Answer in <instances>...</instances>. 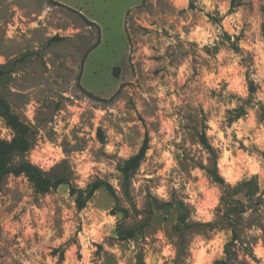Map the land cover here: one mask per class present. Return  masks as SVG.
Segmentation results:
<instances>
[{"label":"rangeland","instance_id":"obj_1","mask_svg":"<svg viewBox=\"0 0 264 264\" xmlns=\"http://www.w3.org/2000/svg\"><path fill=\"white\" fill-rule=\"evenodd\" d=\"M241 5L244 7L246 20L247 16L253 11L252 0H232L230 11H234ZM190 7L191 9L198 8L196 0H193ZM45 9L51 10L45 16V19L40 21L39 17ZM260 11L264 12V5L261 6ZM186 18L185 10L178 11L169 0H156L155 5H153L152 0H0V56L4 57L6 61V63L0 64V69L4 72L0 79V96L10 103L12 111L16 112L23 121L29 124L31 123L24 115L25 106L31 100H35L39 105L35 116L36 126L31 124L36 130L32 147L38 145L37 137L40 128L45 130L51 140L56 139V133L48 128V124L49 122L55 123L54 117L59 115L61 109L65 111L66 115L60 117V119L67 121L74 115L73 112L68 110L71 106L83 108L84 111L80 113L81 126L72 129L73 138L76 139L77 143L72 146L65 137L63 142L65 152L72 154L87 148L97 161L102 157L111 159V157H107L102 148L99 151L95 150L96 139L91 137L90 133L83 137L77 136V133L82 130L83 125H88L90 129L93 127L91 121L95 117L96 110H106L109 106L115 105L117 101L124 104L121 111L129 113V115L113 119L114 114L107 113L101 120V129L97 132L99 141L114 140V136L107 137L105 135L106 130L114 128L117 134L122 133L123 129L120 128V123L130 120L136 121L130 130V134L124 137V141L129 143L130 146L136 145L137 139L141 135L140 128H143L144 137L148 134L149 140L151 138L150 132H156L159 139V129L169 118V114L159 108L157 97L145 99L141 94V90L150 93L155 91L153 87L147 85V81L155 78H160L163 81L164 77L161 73L167 74V68L161 64L159 67L149 69V72L145 73L143 71L144 58L138 59L133 64V57L130 55L129 50L132 53L140 51L137 45L148 42L143 39L145 35L149 36V40L154 36L159 41L161 35L169 36V29H171L175 31L178 44L175 47L170 45L166 49L165 55L169 58V63L180 64L188 53L184 51L183 42H179V31L182 30L188 33L191 26L201 22V17L195 12L193 13L191 25L182 24L181 21ZM221 19L218 14L213 18L215 23H220ZM32 23H37L38 27L35 29L30 28L29 25ZM145 23L150 26L145 27ZM10 26L16 29V33L11 38L7 37ZM248 27L249 25L245 23L244 28L241 29V34L235 38L236 42L228 45L245 57L241 64L248 69L245 72L246 78L256 71L253 67V53L248 52L245 55L246 50L238 47L240 39L244 38L247 41L244 31ZM69 29L72 32L65 34ZM53 33L56 34L53 35ZM223 39L232 41V37L226 31ZM221 46H225L223 41L215 48L206 46L204 50L209 52L215 59V54ZM153 47L158 51V46L154 45ZM195 48V43H192L194 68L193 75L189 77V81L192 82H195L196 77L200 74L199 68L208 65L207 60H203L195 53ZM147 59L153 62H162L165 57L154 55L147 57ZM223 63L225 66L229 64L230 58L225 57ZM133 80H135V83H133ZM189 81H186L179 88V92L184 94L188 102L176 107L175 111L187 121V124H183L181 127L187 131V138L195 143L197 139L201 142V134L207 127L205 120L209 118L210 113L205 114L202 106L200 108L192 107L191 101L197 98V95L203 89V85L191 88ZM248 83L250 90L253 87L254 91L247 101L235 93L223 97V88L220 91L211 90L212 96H219L228 102H231L232 99L237 100L239 106L235 110L227 112L229 124L233 120L245 116L247 108L255 106L254 96L260 86L250 79ZM261 91H264V89H261ZM205 99H207V96H205ZM138 104L141 105L142 111L137 108ZM133 112L136 113L134 117L131 115ZM0 117L2 116L0 115ZM257 120L258 122H264V104H261L260 111L257 113ZM6 125L5 120L0 121V127ZM67 127L68 124L65 123V128ZM100 131L103 138L99 135ZM234 139L238 138L234 136ZM90 145L91 147H89ZM177 147L184 150L181 169L185 173L189 167V162L203 167L192 151L184 148L183 143L177 145ZM240 149L249 153L255 152L264 155L255 143L246 148L241 142ZM207 150L211 153L207 175L210 181H215L211 177L209 169L214 168L218 151ZM233 155L235 156L237 153L234 152ZM18 156L21 157L20 161L24 160L23 155ZM123 163L122 161L118 165L121 171ZM236 166L243 167L244 162H238ZM52 171L53 173H67L70 180L73 177L67 161L56 165ZM150 171L154 172L155 169L150 168ZM135 172L130 178L127 188L124 185L123 176L120 178L121 190L119 193L115 192L113 196L107 189L101 188L98 190V194L90 199L94 200L96 206L101 208L114 206V214L118 212L122 217L113 231V235L105 238L106 243L109 245L119 244L122 251L127 252L130 248L129 239H122L117 229L119 227L121 229H139L132 239L137 244L135 250L137 264H144L143 258L149 252L156 253L158 251L154 248L156 243L155 233L163 229L177 249L173 264H185V258H179L178 256V243L182 242L186 248H189L194 234L208 236L210 232L215 230L231 229L229 226L230 221L225 220L224 216L226 215L238 224L240 237L236 241L235 249L239 255L240 264H248L247 260L240 258L244 254L252 257L253 264H259L258 259L250 255V252H252L254 244L264 237L249 236L247 233V229L252 228L253 225L264 228V191H261L260 184H258V176H252L251 179L254 178V180L249 185L238 186L239 182L234 190L229 188L228 193L224 194L222 197L224 214H219V208L216 210L217 218L213 221L215 228L199 226L179 233L178 227L184 220L189 223L202 222L190 219V213L195 212V206L192 204L185 205L182 201L186 198V194L183 191L178 193L174 189L171 190V202L174 205H162L163 202L152 197L150 188L158 185L160 180L165 177L153 176L145 181L141 189V191H148L149 195L143 197V208L137 210L136 196L140 193L131 186ZM23 174L27 175L35 186L32 177L27 173ZM20 175L14 174L15 187L13 189L6 186L9 182V175L0 182V193L12 201L7 207L0 208V221H7L8 217L12 216V219L18 222L20 216L26 211L21 209L19 213L12 215L27 195L26 191L21 190L23 181H16L15 179ZM172 175H178L175 169L172 170ZM172 175L167 177L169 183L172 182ZM111 176V173L105 174V180H108ZM184 179H190V177L186 176ZM260 183L264 184V181H260ZM218 184L227 189L225 184ZM61 186L66 188L70 185L61 184L44 194H41L35 186L36 191L31 194L32 200L30 201V203H35L37 207H41V198L45 194L53 196V199L45 202L43 207L50 210L45 217L46 225L56 229L57 237L63 236L64 229L62 225L65 222L62 219L63 209L59 207L54 197ZM258 192L261 193L259 196H257ZM237 196L239 198H236ZM4 203L5 200H0V205ZM125 203L131 205V211L124 207ZM232 206L236 207L229 210ZM69 207L71 206L69 205ZM83 209L76 207L73 210L75 219H79L78 214ZM124 210H127V213ZM240 210L243 212H238ZM246 212L250 213L247 219L244 217ZM140 215H143V220L137 219ZM33 227H35V223H33ZM80 231H82V226L77 227V233ZM18 239L24 240L25 247L44 246L43 238L35 231L28 237H24L22 233L18 232L16 237L9 240L3 226L0 225V264H9V261H11V264H20L15 257L23 255L24 249L19 247ZM73 245H76L75 250H73ZM44 247L48 252L49 259H55L56 264H64L65 260H68L70 264H81L83 260L81 247L75 235L60 247ZM96 247L97 251L93 254L92 264H96V261L100 258H103L104 264H117L115 255L105 251L102 244H97ZM128 264H131V260L128 261Z\"/></svg>","mask_w":264,"mask_h":264},{"label":"clouds","instance_id":"obj_2","mask_svg":"<svg viewBox=\"0 0 264 264\" xmlns=\"http://www.w3.org/2000/svg\"><path fill=\"white\" fill-rule=\"evenodd\" d=\"M169 2L178 11L185 10L187 18L181 21L182 24L191 25L194 12L201 17V22L191 26L188 33L182 30L179 31V42H183L184 51L188 55L178 65L169 63V58L165 55L166 49L170 45L175 47L178 44L175 31L171 29H169V36L161 35L159 41L154 36L149 40V36L145 35L143 39L148 42L137 45L140 51L132 53L129 50L130 55L133 57V64L138 59L144 58L143 71L145 73H148L149 69L159 67L161 64L167 68V74L161 73L164 77L163 81L160 78L147 81V85L153 87L155 91L150 93L141 90V94L145 99L157 97L159 108L169 114V118L159 129V139L156 132H150L149 147L144 152V158L139 161L131 186L140 193L136 196V208L140 210L143 208V197L149 195L148 191H141L145 181L153 176L165 177L160 180L158 185L150 188L152 197L163 203H171V190L174 189L178 193L183 191L186 198L182 202L185 205L192 204L195 206V212L190 213V219L210 223L217 218L216 210L218 208L220 209L219 214H224L222 197L225 194V189L215 181H210L207 175L211 153L198 139L195 143H192L187 138V131L181 127L183 124H187V121L179 116L175 109L188 101L185 99L184 94L179 92V88L186 81H189V77L193 75L194 54L191 46L192 43H195V53L203 60H207L208 65L199 68L200 74L196 77L195 82L189 81L191 88L203 85L202 91L191 103L194 108L202 106L205 114L210 113L209 118L205 120L207 127L204 129L203 134L208 138L210 147L218 151L216 159L217 175L222 178L225 185L232 188H235L239 182L246 178L250 180L252 176H258V184H260L261 191H264V184L260 183V181H264V155L255 152L249 153L240 149L241 142L246 148L255 143L260 152L264 153V122H258L257 120V113L260 111L261 104H264V91H261V89H264V12L260 11L261 6L264 5V0H252L253 11L247 16L246 20L242 5L234 11H230L232 0H196L197 9H191L190 7L193 0H169ZM152 3L155 5L156 0H152ZM50 10L45 9L39 20L43 21ZM217 14L219 18H222L220 23H215L213 20ZM245 23L249 25L248 29L244 31L247 41L244 38L240 39L238 47L246 50L245 55L248 52L253 53V67L256 69L247 78L245 72L248 69L241 64L245 57L228 46L230 43L236 42L235 38L241 34V29L244 28ZM144 26L149 27L150 25L145 23ZM29 27L35 29L38 24L32 23ZM225 31L232 37V41L223 39ZM71 32L72 30L69 29L65 34ZM15 33L16 29L10 26L7 37L11 38ZM55 34L53 33V35ZM222 41L225 46L219 47L215 59L209 52L204 50L206 46L215 48ZM154 45L158 46V51L153 47ZM154 55L163 56L165 59L162 62H153L147 59V57ZM225 57L230 58V63L226 66L223 63ZM3 63H6V61L4 57L0 56V64ZM249 79L260 86L254 96L255 106L247 108L245 116L233 120L229 124L227 112L235 110L239 106L237 100L232 99L231 102H228L219 96H212L211 90L220 91L223 88V97L235 93L247 101L249 96L252 95L248 83ZM133 83H135V80H133ZM13 91L15 90L13 89ZM205 96H207V99H205ZM38 107L39 105L35 100H31L25 106L24 115L33 126H36L35 116ZM123 108L124 104L117 101L115 105L109 106L106 110H96L95 117L91 121L93 127L90 129L88 125H83L82 130L77 133V136L80 137L90 133L91 137L96 139L95 150L99 151L102 148L107 157H111V159L102 157L97 161L87 148L72 154L65 152L63 143L65 137L72 146L77 143L76 139L73 138L72 129L81 126L80 113L84 111L83 108L70 106L68 110L73 112L74 115L67 121L60 119V117L66 115L65 111L61 109L59 115L54 117L55 123L49 122L48 128L56 133L54 141L47 136L43 128L38 129V145L29 147L24 151V161L38 168L42 174L50 173L56 165L67 161L73 173L72 179L68 182L70 186L66 188L61 186L54 194L59 207L63 209L62 219L65 222L62 227L64 233L62 237H57L56 229L46 225L45 217L50 210L43 207V205L45 202L52 200L53 196L45 194L41 198V207H37L35 203H30L32 200L31 194L36 189L29 177L21 173L15 179L16 181H23L21 190L26 191L27 195L12 215L19 213L21 209L26 211L20 216L18 222L13 220L12 216H9L7 221H0L7 239L12 240L18 232L22 233L24 237H28L35 231L43 238L44 246L57 248L75 235L83 254L81 264H92L93 254L97 251V244H102L105 251L115 255L117 264H128L129 260H131V264H137L135 259L137 244L134 239H129L130 248L127 252L122 251L119 244L109 245L105 242V238L113 235L119 220L122 219L118 212L114 214V206L101 208L96 206L94 200L86 199V206L79 212L78 220L74 218L73 213V210L77 207V198L72 194V188H75L78 193L82 191L83 197L87 198L89 186L97 178L103 181L105 174L111 173L112 176L107 180V183L112 186L115 192L119 193L121 190L120 178L123 176V172L118 165L122 161L126 163L139 155L144 140L143 128H140L141 135L138 137L135 146H130L129 143L124 141L125 135L130 134L131 128L136 123L135 120L121 122L120 128L123 129V132L119 134L116 133L114 128H108L105 135L107 137L114 136V140L101 142L97 138V132L102 127L101 120L107 113H113V119L129 115V113L121 111ZM137 108L140 111L143 110L139 104ZM131 115L134 117L136 113L133 112ZM5 119V117H0V121ZM65 123L68 124L67 128H65ZM16 135L17 133L11 125L0 127V141L11 143ZM234 136L238 139H234ZM182 143L184 148L192 151L203 167L189 162L186 173L181 169L184 150L177 147V145ZM234 152L237 155L234 156ZM13 159L16 163H19L21 157L17 155ZM238 162H244V166H236ZM150 168H154L155 171H150ZM173 169L176 170L178 175H172ZM169 175H172L171 183L167 178ZM186 176L190 179H184ZM13 177L14 174L9 173V182L6 186L10 189L15 187ZM97 194L98 190H95L92 195L95 197ZM260 194L258 192L257 196ZM236 198H239V196ZM0 200H5L0 208L7 207L12 203L2 193H0ZM124 207L131 211L130 204L125 203ZM249 215L248 212L244 213L245 219ZM143 218V215L137 217L138 220H143ZM33 223H35V227H33ZM78 226H82V231L79 233H77ZM247 233L249 236L264 237V228L253 225L252 228L247 229ZM231 237V229L215 230L210 232L208 236L194 234L188 248L190 255L185 257V264H214L216 260L225 259V245ZM155 240L154 248L158 251L156 253L149 252L143 258L144 264H173L177 249L163 229L155 233ZM17 242L19 247L24 249L23 255L15 257L20 264H56L55 259H49L44 246L25 247L23 239H18ZM75 247L76 245H73V250H75ZM252 255L258 259L259 264H264V238L254 244ZM240 258L247 260L248 264H253L252 257L247 254L242 255ZM9 264H11V261H9ZM64 264H70V262L65 260ZM96 264H104L103 258L98 259Z\"/></svg>","mask_w":264,"mask_h":264},{"label":"trees","instance_id":"obj_3","mask_svg":"<svg viewBox=\"0 0 264 264\" xmlns=\"http://www.w3.org/2000/svg\"><path fill=\"white\" fill-rule=\"evenodd\" d=\"M92 22V21H91ZM94 23V22H92ZM4 72L0 69V79L2 78ZM251 92L254 91L253 87H251ZM0 115L2 117H5V121L7 125H11L14 127L17 135L14 138V140L11 143H7L6 141H0V182L3 181V179L9 175V173L20 175L21 173H27L32 177V179L35 182V186L37 190L41 193H47L51 189L57 188L61 184H69L70 178L67 173L61 172V173H53L51 171L48 174H42L41 171L31 166L30 164L26 163L24 160L20 161L19 163H14L13 157L17 155H24V151H26L29 147H32L35 140V134L36 130L35 128L23 121L21 117L14 111H12L10 103L2 98L0 96ZM99 135L102 137V132H99ZM201 142L204 144V146L213 151V149L208 144V138L202 133L201 134ZM149 147V136L148 134L145 135L143 140V145L140 147L139 155L136 157H133L126 163L122 164V172H123V179H124V185L127 188L129 185V180L132 177L133 173L136 171L139 165V161L144 158V152ZM214 168L209 169V173L211 177L218 183L224 185V181L221 177L217 175V168L216 163L214 162ZM254 178L250 180H244L239 183L238 186H246L249 185ZM227 186V189H225V194L228 193V191L232 187ZM101 188L107 189L113 196L115 195V191L112 188L111 185L107 183V180L101 181L99 178H97L92 185L89 186L88 189V197H83V192L78 193L75 188H72V194L77 198V208L83 209L86 206V199L90 200L93 197V192L95 190H99ZM230 188V189H229ZM235 188H233L234 190ZM227 190V191H226ZM162 205L165 206H171L174 205L173 202L171 203H162ZM183 205V203H181ZM232 206L229 208L233 209ZM125 213H127V210H124ZM242 210L238 211L241 213ZM243 212V211H242ZM225 220H229V226L232 229V239L225 245V259L216 260L214 264H240L239 255L235 249L236 241L239 239V233L237 228V223L233 220H230L229 216H224ZM199 226H205L209 228H215V223L210 222H193L189 223L185 220L182 221L181 225L178 227L179 233L185 232L187 230H190L192 228H196ZM139 229L136 228H128V229H121L120 227L117 229L120 237L122 239H130L135 236ZM178 256L179 258H185L186 256H189L188 248L185 247V245L182 242L178 243ZM250 255H252V252H250Z\"/></svg>","mask_w":264,"mask_h":264}]
</instances>
